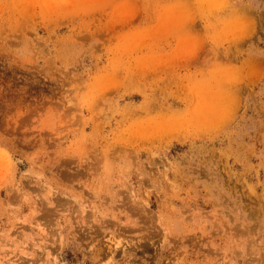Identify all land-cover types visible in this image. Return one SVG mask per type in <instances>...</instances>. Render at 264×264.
Masks as SVG:
<instances>
[{
    "label": "rangeland",
    "instance_id": "rangeland-1",
    "mask_svg": "<svg viewBox=\"0 0 264 264\" xmlns=\"http://www.w3.org/2000/svg\"><path fill=\"white\" fill-rule=\"evenodd\" d=\"M0 264H264V0H0Z\"/></svg>",
    "mask_w": 264,
    "mask_h": 264
}]
</instances>
